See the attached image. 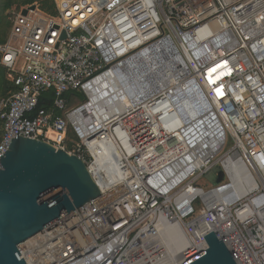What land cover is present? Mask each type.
<instances>
[{"label":"built area","instance_id":"built-area-1","mask_svg":"<svg viewBox=\"0 0 264 264\" xmlns=\"http://www.w3.org/2000/svg\"><path fill=\"white\" fill-rule=\"evenodd\" d=\"M54 2L8 10L0 156L19 135L46 141L101 193L20 244L27 264H180L212 231L238 264H264V0ZM159 61L164 84L123 102L120 81ZM48 90L54 103L31 117ZM70 90L86 99L70 104ZM236 158L259 180L240 195ZM219 164L228 182L194 184Z\"/></svg>","mask_w":264,"mask_h":264},{"label":"water","instance_id":"water-1","mask_svg":"<svg viewBox=\"0 0 264 264\" xmlns=\"http://www.w3.org/2000/svg\"><path fill=\"white\" fill-rule=\"evenodd\" d=\"M100 193L78 156L40 139L12 138L0 156V264H27L20 244ZM205 238L208 247L180 264H238L215 231Z\"/></svg>","mask_w":264,"mask_h":264},{"label":"bare ground","instance_id":"bare-ground-1","mask_svg":"<svg viewBox=\"0 0 264 264\" xmlns=\"http://www.w3.org/2000/svg\"><path fill=\"white\" fill-rule=\"evenodd\" d=\"M166 71H168V66L164 61H162V63L159 61L155 65H147V63L141 65L136 64L135 67H133V69L127 74L125 79L120 81L117 88V90L122 93L121 97L124 99L123 102L127 100L130 101V96L135 97L136 95H140L133 93L143 85H153V87H150V89L143 93V96H147L148 94L158 90L164 84L165 76L167 74ZM185 106L189 108V103ZM225 167L233 176V186L238 183L236 182L237 178H239L240 182L242 181V185L240 189L235 191V195L244 194L258 184L255 176L251 172L250 168H248L249 166L242 163L237 158L230 160L226 163ZM242 171L244 173H242Z\"/></svg>","mask_w":264,"mask_h":264},{"label":"trees","instance_id":"trees-1","mask_svg":"<svg viewBox=\"0 0 264 264\" xmlns=\"http://www.w3.org/2000/svg\"><path fill=\"white\" fill-rule=\"evenodd\" d=\"M38 4L43 10L54 14L55 13V2L54 0H0V43H4L7 40L8 27L10 22L6 11H8L14 5H30ZM12 88V84L7 77V69L0 65V99L3 96H7ZM65 97L69 100L70 104L75 105L78 102H83L86 99L84 93L78 90H70L65 93ZM55 100V91L48 90L42 93L38 109L30 114L33 117L39 109L49 108ZM4 130L0 123V140L3 136Z\"/></svg>","mask_w":264,"mask_h":264},{"label":"rangeland","instance_id":"rangeland-1","mask_svg":"<svg viewBox=\"0 0 264 264\" xmlns=\"http://www.w3.org/2000/svg\"><path fill=\"white\" fill-rule=\"evenodd\" d=\"M7 13H8V11H6V15L8 16ZM8 20L10 22V25L8 27L7 37L9 35V33L11 31V27H12V23H11V20L9 17H8ZM248 166H249L248 168H250L251 172L255 176L256 180L259 182L257 174L254 171V169L250 165H248ZM242 173H244V172L242 171ZM222 174H223L222 166L220 164L216 165L209 172H207L202 178H200L198 181H196L194 184L196 186H199V187H202V188L208 190L211 187H216V186L222 184L224 181L225 182L229 181L227 179V176H226L225 180H223V182H221Z\"/></svg>","mask_w":264,"mask_h":264}]
</instances>
